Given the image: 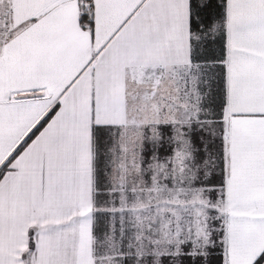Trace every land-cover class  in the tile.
<instances>
[{
    "label": "snow or ice",
    "instance_id": "6c2138e0",
    "mask_svg": "<svg viewBox=\"0 0 264 264\" xmlns=\"http://www.w3.org/2000/svg\"><path fill=\"white\" fill-rule=\"evenodd\" d=\"M0 264H264V0H0Z\"/></svg>",
    "mask_w": 264,
    "mask_h": 264
}]
</instances>
